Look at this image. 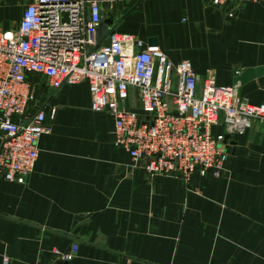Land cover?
Returning a JSON list of instances; mask_svg holds the SVG:
<instances>
[{"label":"crops","instance_id":"obj_1","mask_svg":"<svg viewBox=\"0 0 264 264\" xmlns=\"http://www.w3.org/2000/svg\"><path fill=\"white\" fill-rule=\"evenodd\" d=\"M24 1L0 0V29L18 20ZM102 20L98 44L110 32L133 35L172 64L187 60L198 87L206 72L226 86L264 66V0L235 17L202 0H116ZM36 81L29 111L41 109L49 131L23 184L0 178V262L56 264L53 252L75 245L60 264H264V122L228 136L219 177L152 178L112 144L111 118L89 109L86 82ZM236 83L248 103H264V74Z\"/></svg>","mask_w":264,"mask_h":264},{"label":"built area","instance_id":"obj_2","mask_svg":"<svg viewBox=\"0 0 264 264\" xmlns=\"http://www.w3.org/2000/svg\"><path fill=\"white\" fill-rule=\"evenodd\" d=\"M116 0H25L19 18L0 29V178L23 184L49 131L45 113L29 111L36 78L52 89L86 82L89 109L107 112L112 144L122 147L149 177H219L228 158V136L264 122V103H248L237 83L217 86L210 72L197 86L187 60L176 64L161 50L127 33L95 39L103 10ZM235 17L250 0H202ZM134 95L138 107L130 106ZM54 108L50 107L49 117ZM219 126L218 131L213 128ZM62 262L76 253L53 252ZM0 264H8L3 256Z\"/></svg>","mask_w":264,"mask_h":264},{"label":"water","instance_id":"obj_3","mask_svg":"<svg viewBox=\"0 0 264 264\" xmlns=\"http://www.w3.org/2000/svg\"><path fill=\"white\" fill-rule=\"evenodd\" d=\"M107 20H102L99 22L97 28H96V34H95V39L97 40L101 34L105 31L104 24L107 23ZM148 44L154 45L155 40L153 38L148 39ZM264 74V66H258V67H249L245 68L244 70L240 71L238 74H236L232 80V83L238 82L239 84H242L254 77H257L259 75ZM28 104H31V100L27 102ZM225 138H228V135L225 134ZM56 264H60V261H58Z\"/></svg>","mask_w":264,"mask_h":264},{"label":"rangeland","instance_id":"obj_4","mask_svg":"<svg viewBox=\"0 0 264 264\" xmlns=\"http://www.w3.org/2000/svg\"><path fill=\"white\" fill-rule=\"evenodd\" d=\"M1 24V23H0ZM131 102H133V99H131ZM134 102H135V100H134ZM136 103V102H135Z\"/></svg>","mask_w":264,"mask_h":264}]
</instances>
